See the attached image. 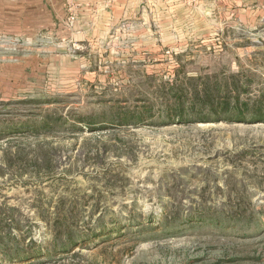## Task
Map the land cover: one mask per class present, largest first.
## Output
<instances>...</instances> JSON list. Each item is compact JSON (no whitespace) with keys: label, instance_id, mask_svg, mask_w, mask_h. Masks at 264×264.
I'll use <instances>...</instances> for the list:
<instances>
[{"label":"rangeland","instance_id":"obj_1","mask_svg":"<svg viewBox=\"0 0 264 264\" xmlns=\"http://www.w3.org/2000/svg\"><path fill=\"white\" fill-rule=\"evenodd\" d=\"M65 10L0 13V264H264V121L167 115L264 104V0Z\"/></svg>","mask_w":264,"mask_h":264},{"label":"crops","instance_id":"obj_2","mask_svg":"<svg viewBox=\"0 0 264 264\" xmlns=\"http://www.w3.org/2000/svg\"><path fill=\"white\" fill-rule=\"evenodd\" d=\"M116 1L117 0H4L6 4L3 6V10H0V13H4V15L1 14L2 17H6V15L17 17L20 20L19 25H22L24 28L42 29L47 25L52 29L54 20H63L65 18V14L67 13L65 10L66 2L71 4L74 10L78 11L84 8L85 11L78 15L79 18H81L83 14H87L88 12L95 16L102 7L109 6L110 4L113 5ZM45 17L50 21L48 24H44L43 20ZM90 19H92L91 16ZM51 21L53 23H51ZM55 25L56 24H54V26Z\"/></svg>","mask_w":264,"mask_h":264},{"label":"trees","instance_id":"obj_3","mask_svg":"<svg viewBox=\"0 0 264 264\" xmlns=\"http://www.w3.org/2000/svg\"><path fill=\"white\" fill-rule=\"evenodd\" d=\"M191 80V79H190ZM181 90L175 91V99H176V110L175 114H173V111L171 108L168 107L167 115L171 118L172 115H175L178 119V121H193V120H202L207 121V118L211 121H218L221 119L226 120H239L244 121L247 119H255L258 121H264V104L259 103V108H256L250 113H246L247 104L242 103L238 97H236L233 101H230L228 98L223 97L219 98L217 97L215 99L214 94L211 92H208V88L203 87L205 94L203 96L199 94H194L191 98V109H194V107L197 104V101H200L202 106H205L208 108L209 112L212 114V117L208 116V114L204 113L202 115L201 112L198 113H186L184 109V92H183V85H179ZM234 87L235 89L238 88V85L234 81ZM174 91L175 86L171 87ZM219 90V89H218ZM237 90V89H236ZM220 111H227V114L220 115ZM224 219H231L230 217H225Z\"/></svg>","mask_w":264,"mask_h":264}]
</instances>
